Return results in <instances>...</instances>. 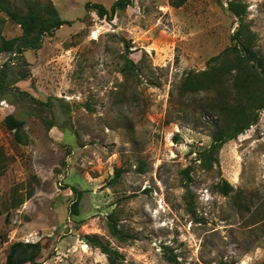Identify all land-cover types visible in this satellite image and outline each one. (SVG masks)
<instances>
[{
  "label": "rangeland",
  "instance_id": "rangeland-1",
  "mask_svg": "<svg viewBox=\"0 0 264 264\" xmlns=\"http://www.w3.org/2000/svg\"><path fill=\"white\" fill-rule=\"evenodd\" d=\"M6 1L25 9L49 0ZM51 1L72 24L25 51L28 76L17 86L54 105L39 111L13 92L0 95V264L15 241H40L41 264H107L88 235L117 249L118 264H264V110L206 170L197 152L210 145V129L193 122L192 100L186 106L177 87L231 44L239 20L229 0H134L112 19L86 3L115 0ZM242 1L264 55V0ZM0 27L7 38L21 34L5 12ZM124 55L137 78L121 71ZM9 58L0 54V66ZM11 113L25 120L27 144L5 126ZM44 117L57 125L49 129ZM222 179L252 198L250 210L235 192L218 190ZM75 189L82 191L77 214ZM111 213L127 240L111 234Z\"/></svg>",
  "mask_w": 264,
  "mask_h": 264
},
{
  "label": "trees",
  "instance_id": "trees-1",
  "mask_svg": "<svg viewBox=\"0 0 264 264\" xmlns=\"http://www.w3.org/2000/svg\"><path fill=\"white\" fill-rule=\"evenodd\" d=\"M133 1L115 0L110 7L100 2H87L86 8L94 10L101 18L112 19L117 12L124 11L132 5ZM182 2L183 0L173 1V4L179 6ZM228 9L239 20L231 35V44L212 56L207 61L206 68L188 71L177 86L179 96L186 97L183 100L186 106L190 104L186 101L192 100L194 112L190 113L193 114V122L210 129V145L197 152V159L206 170H211L219 164V153L224 144L236 139L257 124L264 110V55L256 48L257 34L246 19L248 5L242 0H229ZM0 12H5L21 28L20 35L7 38L0 27V54H10V58L0 66L1 97L8 98L13 92L21 99L34 102L36 110L39 111L44 105L53 106L52 99L39 100L28 91L20 90L17 83L28 76L25 51L41 48L46 35L54 34L63 25L72 24V20L63 18L51 0L30 1L25 9L12 7L6 0H0ZM126 45V48H129V44ZM121 71L126 76L137 78L139 75L135 62L127 55H124ZM189 96L190 98H187ZM62 106H64L63 113L69 118V105L64 103ZM87 108L91 110L92 107L87 104ZM44 120L49 129L57 125L53 118L44 117ZM4 122L7 129L13 132L16 142L28 143L24 119L11 113L5 117ZM2 160L3 152L0 151V171L4 167ZM191 169L190 165L183 169L188 182L192 180ZM122 171L121 168L116 169L113 182L120 177ZM217 188L224 195L235 192L237 198L235 202L242 209L250 210L254 204L252 198H247L241 194V191L235 190L226 179H222L217 184ZM75 190L77 197L72 203L71 210L77 214L82 191ZM188 195H190L189 189ZM189 198L191 203V195ZM190 208L193 210L192 204ZM1 212L0 203V214ZM108 227L111 234L121 240L130 237L129 233L118 226L113 213L109 214ZM87 238L90 245L100 248L107 255V264H118L123 258L117 249L102 242L98 235H88ZM41 253L40 241H15L9 247L5 264H41L38 263Z\"/></svg>",
  "mask_w": 264,
  "mask_h": 264
}]
</instances>
